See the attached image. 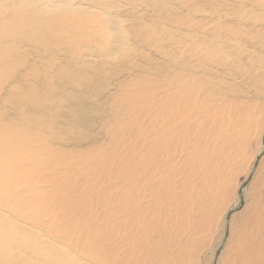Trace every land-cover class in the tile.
Wrapping results in <instances>:
<instances>
[{"label":"bare ground","instance_id":"bare-ground-1","mask_svg":"<svg viewBox=\"0 0 264 264\" xmlns=\"http://www.w3.org/2000/svg\"><path fill=\"white\" fill-rule=\"evenodd\" d=\"M200 1L205 2L206 6L200 5L198 3ZM208 1L216 3L219 9L227 2L197 0L191 9L184 11L185 13L178 12L179 15L172 21L175 30L170 32L169 41L176 39L174 43L181 48L169 52L165 49L164 52L163 46L157 47V52L168 55V58L160 61L157 66L153 65L152 71L148 68L149 71H146V64L128 69H121L115 65L116 60H112L114 58L112 51L123 48L126 43L124 44L125 41L120 35L114 36L115 32H106L110 20L107 24L96 19L88 23L92 31L86 33V30H83L84 32L76 36L81 40V46L78 45L77 49L73 46L74 39L67 43V48L54 49V43L58 44L57 46L65 43V10L78 12L82 9V3H77L76 0H0V15L11 5H17L23 8L19 16L24 22L21 30L17 29L11 36L0 35V44L19 43L21 48L12 44V51H21L23 47H28L31 50L30 54L44 61L45 67L42 66L44 69L38 67L39 71L42 69L44 72L41 80H44L47 91H51V83L45 81H52V78L63 75L67 78L69 76L68 84L61 89L63 90L60 92L63 94L61 98L57 94L45 93L41 99H35L41 90L33 87L21 92L19 94L21 97L13 101L20 122L3 126L7 129L13 125V131L10 129V132L17 133L21 149L28 146L30 150L36 149L39 153L48 154L60 137L61 147L72 142L76 148H82L80 136L69 131L85 133L90 130L96 120L95 116L91 118L88 113L97 110V106L101 104L99 97L107 99L105 91L108 90L103 86L107 80V88L113 87L112 89L116 91L122 88L117 110H114L116 102H113L111 119L116 123H119L121 118L125 119L124 129L130 142L127 145L129 155L113 157L115 166L113 177L116 181L114 188L106 194L102 193L103 190H98L99 194L96 193L98 197L94 204L83 205L82 211L76 216L77 219L75 217L70 219L71 223L65 229L61 225L65 222V210L69 206L79 207L80 203L86 201L87 195L70 196L67 191L65 192V185L54 188L51 184L54 178L41 173L48 170L47 166L44 164L40 168H35L32 165V161L35 162L36 159H32L29 166L24 157L12 165L11 170L6 173L0 172V264H162L163 243L160 240L165 239L166 225L164 224V228L161 221L167 216L166 208L173 200L176 190L174 180L177 178L175 164L179 142L182 135L187 137L197 130L198 122V99L190 92L193 90L192 83L187 80L177 84L178 71L194 73L196 68L204 66L208 61L203 64L199 53L211 55L218 51L217 47H214L221 41L217 34L229 29L227 25L220 26L227 15L225 16L219 9L208 7ZM6 2H9V5H5ZM238 2L239 10L232 15L238 21L248 17L249 13L264 12V0ZM38 15L48 17L42 20ZM201 18L208 22L204 24ZM171 25L173 26L172 23ZM38 26H43L41 28L43 31L52 32L58 29L57 32L60 34L56 39L45 42V38L37 29ZM111 26L114 27L113 24ZM213 27L217 31L212 30ZM229 37L230 39L235 37V32ZM145 41L147 44L152 40L147 38ZM92 44L98 50L89 48ZM226 48L229 47L226 45ZM122 51L126 53L122 62L130 63V60L138 57V53L132 47H125ZM55 52L63 53L65 58V66L61 65L58 71H55L54 67L56 59L48 56ZM25 57L27 58L26 55ZM105 59L106 61H103ZM33 60L35 61V57ZM8 62L9 59L7 61L4 59L2 65ZM18 62L15 66L21 68L22 64ZM35 72H37L35 65L29 64L24 76L34 77ZM136 72L148 73L149 76L142 78L140 75L138 81H135ZM124 73L132 79L129 84L117 82L123 78ZM37 77L33 80H40V76ZM138 83L143 84L140 90L135 88ZM66 89L70 91L65 94ZM19 90L18 87L11 89L13 92ZM139 94L141 99L136 101L135 97ZM180 95L184 103L186 102L184 109H181L177 101ZM159 97L161 98L158 99ZM103 115L99 118L103 119ZM2 120L5 121L4 115ZM123 167H127L125 172ZM147 181L156 183L148 190L145 184ZM20 184L26 185L18 187ZM38 186L39 191L35 189ZM147 196L152 198L151 205L145 203ZM17 218H21L20 222Z\"/></svg>","mask_w":264,"mask_h":264},{"label":"rangeland","instance_id":"rangeland-1","mask_svg":"<svg viewBox=\"0 0 264 264\" xmlns=\"http://www.w3.org/2000/svg\"><path fill=\"white\" fill-rule=\"evenodd\" d=\"M196 1L76 0L77 3H82V9L78 12L65 10V43L59 46L54 43L53 46L54 49L67 48V43L74 39L73 46L77 49L81 46V40L76 36L84 32L83 30H86V33L92 31L88 23L96 19L107 24L110 20L108 25L113 24L114 27L107 25L106 32H115L114 36L120 35L125 41L124 44L126 43L123 48L132 47L138 53V57L130 60V63L122 62L126 53L122 51L123 48H116L112 51L114 55L112 60H116L114 64L121 69L146 64L145 70L152 71V67L168 58V55L157 52V47L163 46L164 52L165 49L169 52L181 48L174 43L176 39L169 41L170 32L175 30L172 21L179 15L178 12L185 13L184 11L191 9ZM198 3L206 6L203 1ZM207 4L208 7L219 9L216 3L208 1ZM5 5H9V2ZM239 5L238 0H227L219 9L221 13L223 11V14L227 15L220 26L227 25L230 30H223L217 34V38L221 41L214 47H217L218 51L211 55L199 53L203 64L208 61L207 65L197 66L194 72L196 75L191 71L187 73L186 70L178 71L177 84L187 80L192 83L193 90L190 92L198 99V122L197 130L187 137L182 135L179 142L175 164L176 190L173 200L166 208L167 216L161 221L163 227L166 225L165 239L160 240L164 244L161 246L162 264H264V12L249 13L248 17L243 18V23L232 16L239 10ZM16 6L11 5L4 14L0 15V35L11 36L17 29L21 30L24 22L19 13L23 8ZM85 11L88 13L86 14ZM47 17L48 15H38L42 20ZM201 22L206 24L208 21L202 19ZM213 26L217 25L213 24ZM42 27L38 26L37 29L45 38V42L56 39L60 34L57 32L58 29L51 32L43 31ZM212 30L215 31L216 28L213 27ZM234 32L235 37L232 40L229 35ZM68 37L71 38L66 40ZM147 38L152 41L145 44ZM12 44L16 43L5 42V46L0 44V172L6 173L11 170L10 167L24 157L29 166L30 161L36 159L35 162L32 161V165L35 168H40L44 164L47 166L48 170H43L41 173L54 178L51 181L54 188L65 185V192L67 191L70 196L87 195L86 201L80 203L79 207L69 206L65 210V222L61 223L65 229L71 223L70 219L74 217L77 219L76 216L82 211L83 205L94 204L98 190H103L102 193L106 194L114 188L116 181L113 177L115 167L113 157L129 155L127 145L130 142L124 129L125 119L121 118L119 123L111 119L113 102H116L114 110H117L122 88L116 91L108 86V89V80L104 81L103 86L108 90L105 91L107 99L99 97L101 104L97 106V110L89 111V117L95 116L96 120L90 130L85 133L69 131L80 136L82 148H76L72 142L61 147L60 137L56 142L58 144L54 142L53 150L48 154L39 153L36 149L30 150L28 146H23L21 149L17 133L10 132V129L13 131L12 126L20 122L13 101L21 97L19 95L21 92L33 87L38 91L41 90L35 99H41L47 94H57L61 98L63 96L60 93L63 91L61 89L68 84L69 76L67 78L63 75L52 78V81H45L51 83V91H47L44 80H41V75L44 74L42 70L45 67L44 61L30 54L31 50L28 47H23L24 49L16 51L17 53L12 51ZM16 45L17 48H21L19 46L21 44ZM226 45L229 48H226ZM89 48L98 50L93 44ZM51 54L48 56L56 59L55 71H58L61 65L65 66L63 53ZM4 59L6 61L9 59V62L2 65ZM142 61L146 63L143 62L142 65ZM17 62L18 64L21 62V68L15 66ZM29 64L35 65L37 72L34 77L40 76V80L34 81V77L24 76ZM38 66L42 68L40 71ZM127 74L124 73L123 78L117 82L129 84L132 79ZM134 74L135 81H138L140 75L142 78L149 76L148 73L143 72ZM142 86V83H138L135 88L140 90ZM14 87L20 90L11 91ZM69 91L70 89H66L65 94ZM93 98L95 100V97ZM177 98L181 109H184L186 102L184 103L181 95ZM135 99L139 101L141 95L139 94ZM2 115L5 121L2 120ZM100 115H103V119L99 118ZM3 124L13 125L5 129ZM48 147L50 148V145ZM122 169L125 172L127 167ZM155 183V181H147L145 184L149 190ZM25 185L20 184L18 187ZM39 186L35 188L37 191L40 189ZM151 199L147 196L144 202L151 205ZM17 220L20 222L21 218Z\"/></svg>","mask_w":264,"mask_h":264}]
</instances>
